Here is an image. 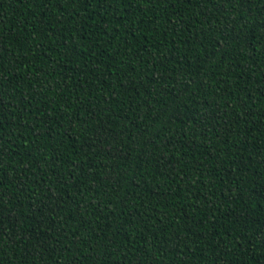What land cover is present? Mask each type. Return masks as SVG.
Returning a JSON list of instances; mask_svg holds the SVG:
<instances>
[{
	"label": "trees",
	"instance_id": "obj_1",
	"mask_svg": "<svg viewBox=\"0 0 264 264\" xmlns=\"http://www.w3.org/2000/svg\"><path fill=\"white\" fill-rule=\"evenodd\" d=\"M0 264H264V0H0Z\"/></svg>",
	"mask_w": 264,
	"mask_h": 264
}]
</instances>
